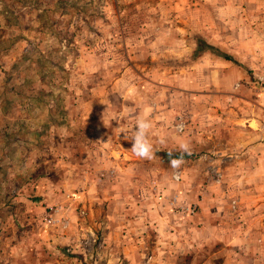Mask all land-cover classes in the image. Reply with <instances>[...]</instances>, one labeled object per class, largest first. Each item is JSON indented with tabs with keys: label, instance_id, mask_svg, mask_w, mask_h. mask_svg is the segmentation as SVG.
<instances>
[{
	"label": "rangeland",
	"instance_id": "rangeland-1",
	"mask_svg": "<svg viewBox=\"0 0 264 264\" xmlns=\"http://www.w3.org/2000/svg\"><path fill=\"white\" fill-rule=\"evenodd\" d=\"M237 1L222 22L263 28L264 0ZM173 12L167 0H0V264L251 263L264 219L238 205L226 132L210 136L200 113L238 110L216 68L256 70L197 34L191 50ZM145 111L156 149L190 143L179 179L167 150L141 159L123 140Z\"/></svg>",
	"mask_w": 264,
	"mask_h": 264
},
{
	"label": "crops",
	"instance_id": "crops-1",
	"mask_svg": "<svg viewBox=\"0 0 264 264\" xmlns=\"http://www.w3.org/2000/svg\"><path fill=\"white\" fill-rule=\"evenodd\" d=\"M167 1L174 9L172 14L174 20L184 23L183 27H179L177 23L171 24L172 31H183L188 34L184 41L190 42L191 50L193 35L197 34L196 37L200 35L207 46L225 50L227 55H231L256 70L252 77H247L246 71L241 72L234 67L232 73L221 67L216 68L214 75L218 90L221 87L222 78H225V81L229 82V89H233L238 110L233 107L221 110L218 106L206 105L200 114L201 127L204 131H208L210 136L220 137L222 131L225 130L227 140L225 145L228 147L225 151L229 152L233 161L236 162L233 169L235 178L233 189H236L238 193L236 200L238 205L250 207V211H256L257 214L252 223L255 226L261 225L264 219V85L260 83L258 85L251 78L258 73L259 78L264 79V69H262L264 65V27H250L249 30H245L234 23L224 24L222 22L225 14L224 7L228 8L234 16L237 0ZM237 12H240V9ZM245 33L257 34L246 37ZM209 57H213L212 60L219 66L227 65L228 60H231V57L214 56L208 53H205L201 60H208ZM234 83L237 88L233 87ZM200 85L201 88L207 86L209 89L204 77H201ZM221 112L229 113V115L224 116ZM253 231L249 232L247 240L255 241L254 247L243 250V253L250 251L249 255L252 257L250 264H262L264 263V231L259 232L257 227Z\"/></svg>",
	"mask_w": 264,
	"mask_h": 264
},
{
	"label": "clouds",
	"instance_id": "clouds-1",
	"mask_svg": "<svg viewBox=\"0 0 264 264\" xmlns=\"http://www.w3.org/2000/svg\"><path fill=\"white\" fill-rule=\"evenodd\" d=\"M182 127V126H181ZM152 122L149 119V113L145 111L139 116L133 127L121 130L123 140L128 141L131 145V152L141 159H153L155 151L167 150L169 165L176 170V179H179V170L184 163V155H191V145L189 142H179L175 149H169L168 138L160 137L158 140L159 149H156L150 140Z\"/></svg>",
	"mask_w": 264,
	"mask_h": 264
},
{
	"label": "trees",
	"instance_id": "trees-1",
	"mask_svg": "<svg viewBox=\"0 0 264 264\" xmlns=\"http://www.w3.org/2000/svg\"><path fill=\"white\" fill-rule=\"evenodd\" d=\"M187 157H189V155H184V158H187Z\"/></svg>",
	"mask_w": 264,
	"mask_h": 264
}]
</instances>
